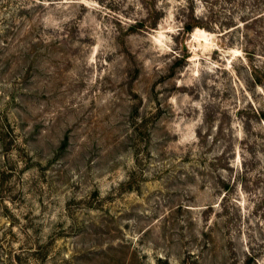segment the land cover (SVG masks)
Returning <instances> with one entry per match:
<instances>
[{
	"label": "rangeland",
	"instance_id": "1",
	"mask_svg": "<svg viewBox=\"0 0 264 264\" xmlns=\"http://www.w3.org/2000/svg\"><path fill=\"white\" fill-rule=\"evenodd\" d=\"M262 9L0 0V264H264Z\"/></svg>",
	"mask_w": 264,
	"mask_h": 264
},
{
	"label": "trees",
	"instance_id": "2",
	"mask_svg": "<svg viewBox=\"0 0 264 264\" xmlns=\"http://www.w3.org/2000/svg\"><path fill=\"white\" fill-rule=\"evenodd\" d=\"M264 10L262 9V12H259L258 15L256 16V18H254V20H264ZM196 17V16H195ZM193 17V21H190V22H186L184 25H183V30L186 31V32H191L192 30H194V28L196 27H205V28H208V29H212L210 28L209 26H206V25H203L199 20L198 17ZM253 19V18H252ZM245 21H249L248 20H245ZM237 25V24H236ZM225 26H228L231 27L233 26V23H229V24H226L224 25L223 27ZM155 27V26H154Z\"/></svg>",
	"mask_w": 264,
	"mask_h": 264
}]
</instances>
